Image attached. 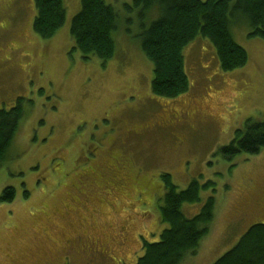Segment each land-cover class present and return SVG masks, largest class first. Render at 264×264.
I'll list each match as a JSON object with an SVG mask.
<instances>
[{
  "label": "rangeland",
  "instance_id": "rangeland-1",
  "mask_svg": "<svg viewBox=\"0 0 264 264\" xmlns=\"http://www.w3.org/2000/svg\"><path fill=\"white\" fill-rule=\"evenodd\" d=\"M106 2L121 20L103 63L72 49L80 0H64V25L46 39L33 30V0H0V109L18 98L24 109L0 165V195L15 190L0 201V264H134L142 241H159L166 226L164 174L178 190L192 179L214 182L182 205L193 214L215 198L208 232L182 264H212L264 223V148L231 159L218 153L247 119H264V38L234 23L248 60L230 71L209 39L196 38L184 48L188 92L161 97L150 89L153 64L136 13L125 9L132 0Z\"/></svg>",
  "mask_w": 264,
  "mask_h": 264
},
{
  "label": "trees",
  "instance_id": "trees-1",
  "mask_svg": "<svg viewBox=\"0 0 264 264\" xmlns=\"http://www.w3.org/2000/svg\"><path fill=\"white\" fill-rule=\"evenodd\" d=\"M33 30L41 38H50L65 22L64 0H33ZM130 15L137 16V34L141 50L153 64L150 89L154 95L177 98L189 90L184 69V48L196 38H207L213 44L220 68L224 71L247 63L246 50L232 36V25L245 22L248 36L264 38V0H132L125 3ZM121 17L106 0H80V9L70 23L72 49L83 58L98 57L103 63L113 57V34ZM132 18H125L129 25ZM22 98L10 109H0V165L9 159L24 109ZM264 148V119H247L237 128L231 141L220 147L219 155L231 159L237 154H257ZM164 194L160 218L166 226L159 241H142V254L134 264H182L187 255H195L200 240L208 232L214 216V196H208L200 211L192 217L182 211L184 203L200 200L201 189L215 190L213 181L192 179L178 190L164 174ZM13 187H5L0 201H11ZM182 262V263H181ZM212 264H264V223L250 226L228 250Z\"/></svg>",
  "mask_w": 264,
  "mask_h": 264
},
{
  "label": "flooded vegetation",
  "instance_id": "flooded-vegetation-1",
  "mask_svg": "<svg viewBox=\"0 0 264 264\" xmlns=\"http://www.w3.org/2000/svg\"><path fill=\"white\" fill-rule=\"evenodd\" d=\"M74 242H75V243H78V242L81 243V242H82L81 237H80V236H77V237L74 239ZM82 245H83V247L86 246V247L88 248V250H90L91 247H92L90 244H82ZM101 252H102V251H101ZM98 253H100V252L98 251Z\"/></svg>",
  "mask_w": 264,
  "mask_h": 264
},
{
  "label": "crops",
  "instance_id": "crops-1",
  "mask_svg": "<svg viewBox=\"0 0 264 264\" xmlns=\"http://www.w3.org/2000/svg\"><path fill=\"white\" fill-rule=\"evenodd\" d=\"M199 210H200V209H199ZM199 210H196L193 214H185V212H184V214H185L186 216H188V217H192V216H194L195 214H197V213L199 212ZM238 239H239V238H238ZM221 241H222V239H221ZM236 242H237V241H236ZM236 242H235V243H236ZM235 243H234V244H235ZM234 244H233V245H234ZM233 245H232V246H233ZM232 246H231V247H232ZM231 247H230V248H231Z\"/></svg>",
  "mask_w": 264,
  "mask_h": 264
}]
</instances>
